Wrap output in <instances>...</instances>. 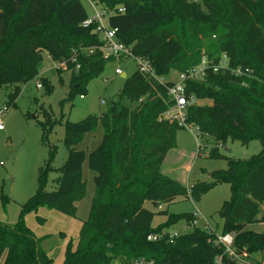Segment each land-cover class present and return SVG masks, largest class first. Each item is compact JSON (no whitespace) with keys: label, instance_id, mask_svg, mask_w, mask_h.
I'll use <instances>...</instances> for the list:
<instances>
[{"label":"trees","instance_id":"16d2710c","mask_svg":"<svg viewBox=\"0 0 264 264\" xmlns=\"http://www.w3.org/2000/svg\"><path fill=\"white\" fill-rule=\"evenodd\" d=\"M91 1L107 13L108 27L117 29L118 40L136 57L150 62L156 78L136 71L101 116L65 122L68 157L57 189L47 190L49 164L40 170L39 190L24 211L37 212L47 205L75 216L76 203L87 192L83 176L87 159L95 173V196L78 245L67 249L63 264L117 260L122 264H217L219 258L222 264H237L215 243V234L195 225L194 213L163 212V206L180 197L192 194L198 199L214 184L225 182L231 187V198L217 212L224 223L222 234L234 235L236 255H264V233L248 229L264 223V0ZM88 18L81 0H0V88L16 86L8 109L19 97L21 85L38 78L46 96L54 92L51 80L40 78L44 53L57 62L75 55L77 62L69 61L72 93L68 101L99 77L108 62L116 61L106 59L100 50L104 41L95 32L97 25L83 26ZM204 57L210 67L203 80L189 81L186 90L197 101L210 99L212 104L190 106L187 123L197 127L200 138H214L217 147L210 151L211 158L219 155L218 147L229 137L242 143L260 140L262 152L248 160L229 159L226 170L211 173L215 183L188 189L162 171L167 154L177 147L178 131L184 128L161 119L172 103L167 89L171 83L160 80L199 66ZM223 57L228 67L215 71ZM247 69L250 76L236 73ZM44 116L42 126L50 132L57 122L46 110ZM99 124L102 141L87 157L77 145ZM145 202L162 209L158 214L168 215L167 220L154 227L156 213L145 209ZM182 221L194 229L173 242L167 233L159 241H148L151 234H161ZM2 253L6 254L4 264L53 263L24 222L0 223Z\"/></svg>","mask_w":264,"mask_h":264},{"label":"rangeland","instance_id":"374dc122","mask_svg":"<svg viewBox=\"0 0 264 264\" xmlns=\"http://www.w3.org/2000/svg\"><path fill=\"white\" fill-rule=\"evenodd\" d=\"M90 18L95 10L102 13L100 7L93 8L91 0H81ZM108 15H105L104 24ZM204 53V50H203ZM43 61L39 66L40 78L51 80L54 92L46 96L45 90L36 86V79L21 85V93L15 104L1 116L4 129L0 130V223L15 226L24 222L25 226L39 240L40 249L49 256L52 264H63L67 249H76L83 223L89 218L92 202L95 196V173L84 163L83 176L87 184V192L83 199L76 203L75 216L65 215L47 205L37 212H25L24 208L39 190L40 170L50 164L52 170L47 174V190L57 189V179L61 176V169L68 157V150L64 145L65 122H79L89 116H101L108 109L111 102L116 101L119 92L124 87L126 78L138 71L137 63L132 59L121 62H108L99 77L91 79L74 99L68 101L71 91L72 73L57 70L55 61L43 54ZM120 68L123 74L117 75ZM178 73L172 72L164 81L177 80ZM16 86L0 88V107L5 109L10 102V95ZM84 99H81V94ZM102 101H105L103 104ZM212 100L199 101L200 106L211 105ZM44 110L48 111L57 122L50 132L44 130ZM61 120V121H60ZM60 121V122H59ZM200 134L197 127L180 130L177 133V147L172 149L164 170L171 168L174 178L178 179L188 189L198 183L212 184L210 175L214 171L226 170L229 159L248 160L262 152L260 140L242 143L239 140L227 138L224 145L218 147V156L209 157L210 151L217 147L214 138H196ZM103 138V128L99 124L96 131L87 134L78 143L77 149L86 156L96 149ZM201 146V149L200 147ZM53 152L55 156L53 157ZM10 186V193H6V185ZM231 198V187L228 183L214 184L203 196L194 199L193 195L180 197L175 202L163 206V212L168 214L200 213L196 226L205 229L207 224L218 234H222L223 220L217 212L223 204ZM144 208L156 213L153 226L167 220L168 215L158 214V207L151 202H145ZM40 219L43 221L41 222ZM249 230L264 233V225H249ZM194 228L187 226L185 221L179 222L165 229L163 234H182L191 232ZM237 264H264V255L249 257L246 253L232 256ZM6 254L0 256V264H4ZM113 264H122L120 260Z\"/></svg>","mask_w":264,"mask_h":264},{"label":"built area","instance_id":"2783aa9c","mask_svg":"<svg viewBox=\"0 0 264 264\" xmlns=\"http://www.w3.org/2000/svg\"><path fill=\"white\" fill-rule=\"evenodd\" d=\"M192 2H198L199 0H191ZM92 2V1H91ZM93 8L96 9V5L92 2ZM121 11V10H120ZM107 13L105 11H102V13L95 10V15L93 18H88L83 26L89 27L92 24H96V30L95 32L99 35V37L104 41V45L100 48L101 51H103L105 58H115L116 61L120 62V60H127L132 58L138 66V71L146 76H149L151 78H156V74L153 70L152 65L150 62L145 58H139L136 57L132 50L125 46L123 43H121L117 38V29L109 28L104 24L105 15ZM90 53L93 52V49H89ZM69 61L71 63H76L77 59L75 55L69 59L64 60L61 62L55 61V68L63 71H69ZM209 64L207 62V59L204 57L202 58V61L199 66L190 69L187 72L184 73H178L177 80H171L168 81L171 83V85L167 88L168 89V96L170 99V102L172 105L166 110L162 115L161 119H164L165 121H168L173 124H177L179 127L184 129H192V126L187 123V110L190 106L198 104V101L193 96L187 95L186 86L189 81H201L203 80V77L206 73V70L209 68ZM228 67V61L226 57L222 58L221 63L214 68L215 71H218L219 69H226ZM80 65L77 64L76 70H79ZM238 76H241L242 74L251 75L252 72L250 70H245L244 72L242 70L236 71ZM116 74L120 75L123 74L122 70L120 68H117ZM161 83H165L166 81L160 80ZM36 86L38 88H42V85L40 82L36 83ZM81 99H84V96H80ZM104 104L105 101H102ZM8 109L6 106L5 109L0 107V130L4 129V124L2 122L1 116L4 114V112ZM196 138H200L199 134L196 135ZM201 149V146H199ZM195 218H197V221L195 222V225L199 221L200 213L196 211L194 213ZM206 230H208L210 233H213L216 235L215 243L217 245H221L225 248V252L229 254L230 256H236L233 245H234V235L233 234H220L218 235L210 226L207 224ZM180 234H173L169 235V240L171 242L174 241ZM166 236V234L160 235V234H151L148 236V241H159L163 239ZM135 264H155L153 261L146 262H137ZM217 264H222L221 258L218 259Z\"/></svg>","mask_w":264,"mask_h":264},{"label":"crops","instance_id":"0c3cea01","mask_svg":"<svg viewBox=\"0 0 264 264\" xmlns=\"http://www.w3.org/2000/svg\"><path fill=\"white\" fill-rule=\"evenodd\" d=\"M198 104H199V101H198ZM171 151H172V150H171ZM171 151H170V152H171ZM170 152L167 154V156H166V158H165V160H164V163H163V166H162V171H163L164 174H166V175L170 176L171 178H173V179L179 181L178 179H176V178H174L173 176H171V175H173V173H174V171H173L171 168H167L166 170H164V166H165V164H166V162H167V160H168V157H169ZM179 182H180V181H179ZM254 225H255V224H254ZM257 225H258V226H263L264 223H259V224H257ZM249 227H250V226H248V228H249Z\"/></svg>","mask_w":264,"mask_h":264},{"label":"water","instance_id":"95a60500","mask_svg":"<svg viewBox=\"0 0 264 264\" xmlns=\"http://www.w3.org/2000/svg\"><path fill=\"white\" fill-rule=\"evenodd\" d=\"M124 78L126 77L125 74L122 75ZM211 183H215V180H212ZM6 193H10V186L7 184L6 185Z\"/></svg>","mask_w":264,"mask_h":264}]
</instances>
